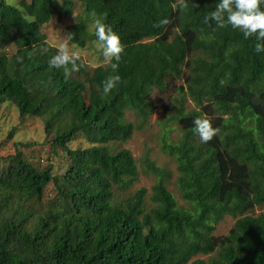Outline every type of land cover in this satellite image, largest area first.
<instances>
[{
	"label": "trees",
	"instance_id": "trees-1",
	"mask_svg": "<svg viewBox=\"0 0 264 264\" xmlns=\"http://www.w3.org/2000/svg\"><path fill=\"white\" fill-rule=\"evenodd\" d=\"M79 1L94 29L89 34L84 19L66 26L71 44L98 42L100 20L124 45L121 81L107 95L109 62L89 71L77 60L67 79L48 65L57 48L42 26L70 16L72 1L0 0V49L14 48L0 52V107L43 119L51 149L69 160L55 179L51 166L38 169L18 150L32 144H16L5 159L0 264H264V212L250 214L264 207V53L254 51L255 36L205 23L217 0ZM153 90L174 92L159 125L160 149L175 162L183 206L147 156L143 172L156 177L150 195L139 188L126 196L138 179L136 161L127 149L109 148L146 126L156 110ZM127 111L137 123L125 120ZM197 118L217 130L207 142L195 131ZM175 127L178 138L168 141ZM78 135L89 146L71 150ZM51 182L56 197L43 209ZM226 216L235 219L232 228L213 236Z\"/></svg>",
	"mask_w": 264,
	"mask_h": 264
},
{
	"label": "rangeland",
	"instance_id": "rangeland-1",
	"mask_svg": "<svg viewBox=\"0 0 264 264\" xmlns=\"http://www.w3.org/2000/svg\"><path fill=\"white\" fill-rule=\"evenodd\" d=\"M58 1L61 2L62 0ZM69 1L74 3L70 16L53 18L42 26V33L46 37V42L57 49L60 44L67 45L70 51L78 53V60L85 64L89 71H92L98 66H105L108 61L103 57L98 42H89L84 49L76 47L69 42L65 32L66 26L74 24L78 20L88 19L82 10L79 0ZM8 2L17 4L19 0H8ZM92 21L91 19L87 20V31L89 34H92L94 29ZM0 52L11 54L14 52V48L9 47L0 49ZM172 84L178 86L182 84V81L173 80ZM173 95L174 92L170 90L166 94H159L156 90H153L151 98L156 103V110L148 119L146 126L139 131H134L131 139L126 143H111L109 144V148L112 152L127 149L131 152L136 161L138 179L136 183L132 185L129 192L126 193V196L134 193L139 188H145L148 192V196L150 195L151 187L155 183L156 177L150 173L143 172V160L144 156H147L149 160L154 162L156 167L162 170L167 189L173 194L178 204L183 206L184 203L175 185L178 176L175 162L172 158L162 153L160 149L164 136L159 125L164 119V113L167 110L165 108L169 103H172L171 97ZM186 108L187 110L192 109L193 105L187 101ZM125 120L131 123H137L135 116L130 111L126 112ZM178 133L179 130L175 127L167 140L171 142L175 141L178 138ZM52 136L53 135L50 137L45 136L43 119L31 116L20 118L16 108L12 104L2 105L0 107V168L5 167V159L14 155L16 144H32L33 146L29 148L18 147L23 158L38 169L51 166L53 178L59 179L61 175L65 173L69 160L67 156L58 149H51L50 139ZM88 146L89 144L83 139L82 135L76 136L69 144L71 150L82 149ZM55 197L56 189L51 182L44 188L41 204L42 208L47 209L50 207ZM262 212H264V207L255 208L250 214L258 215ZM234 222L235 219L229 216L224 217L216 226L213 236L220 237L226 235L232 228ZM196 258L206 260L208 257L197 256Z\"/></svg>",
	"mask_w": 264,
	"mask_h": 264
},
{
	"label": "clouds",
	"instance_id": "clouds-1",
	"mask_svg": "<svg viewBox=\"0 0 264 264\" xmlns=\"http://www.w3.org/2000/svg\"><path fill=\"white\" fill-rule=\"evenodd\" d=\"M261 5H264V0H217L215 9L205 16L204 22H215L218 27L230 25L233 29L240 30L245 39L255 36L254 51L264 53V10ZM161 23H167V21L164 20ZM94 34L102 55L110 63L113 72L103 81V93L107 95L121 81L117 69L124 45L112 26L100 20L95 21ZM78 58L77 52L70 51L65 44H60L56 54L48 60V65L50 68H63L65 79H67L70 75L67 66L71 65V71L78 70L76 63ZM193 125L203 142L210 140L217 131L208 119L197 118L193 121Z\"/></svg>",
	"mask_w": 264,
	"mask_h": 264
}]
</instances>
